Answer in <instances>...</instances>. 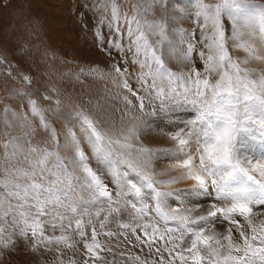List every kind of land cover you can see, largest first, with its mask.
<instances>
[{"label":"snow or ice","instance_id":"snow-or-ice-1","mask_svg":"<svg viewBox=\"0 0 264 264\" xmlns=\"http://www.w3.org/2000/svg\"><path fill=\"white\" fill-rule=\"evenodd\" d=\"M95 7L111 13L110 17L102 16L100 24L114 32L108 49L125 57L113 70L123 77L120 86L136 97L139 109L145 107L144 97L130 87L125 76L129 54L131 64L141 69L136 79L145 91L162 103L181 100L195 109L188 130L171 135L177 142L172 150L175 167L182 173L167 181L156 179V173L150 171L151 150L135 143L140 138L135 126L117 134L102 127L99 120L78 113V130L68 127L61 133V142V134L48 123L45 110L30 99L31 114L39 118L52 147L32 145L28 140L25 150L16 137L4 145L6 160L23 154L27 167L6 169L0 181L4 186L0 190V243L7 247L14 236H20L30 238L34 247L53 243L73 247L68 233L74 231L88 257L83 264L89 260L95 264L104 259L101 251L113 249L103 248L96 225L91 218L85 222L84 217L94 216L99 228L105 229L115 214L122 231H105L104 235L116 237L117 247L123 237L133 247H147L149 256L154 253L158 257L149 260L136 255L137 264H264V155L257 158L246 151L249 140L264 148V71L255 73L242 66L249 58L264 60L255 43L259 40L264 46V4L254 0H217L214 4L194 0L199 35L172 29L177 40L169 36L170 22L149 19L153 11L149 0H137L131 17L121 15L115 0ZM122 25H126L127 44ZM97 36L103 42L99 28ZM150 37L157 39L153 43ZM229 44L242 49L247 57L234 58ZM166 57L184 67H170ZM24 79L31 82L27 76ZM124 100L132 104L127 96ZM61 150L72 154L64 155ZM180 180L194 183L176 192L157 187ZM185 192L209 199L205 214L192 217L199 205L188 206L180 198ZM170 198H175L178 206H172ZM225 222L222 237L206 234L209 225ZM57 229L59 235L55 234ZM47 230L52 234H46Z\"/></svg>","mask_w":264,"mask_h":264},{"label":"rangeland","instance_id":"rangeland-1","mask_svg":"<svg viewBox=\"0 0 264 264\" xmlns=\"http://www.w3.org/2000/svg\"><path fill=\"white\" fill-rule=\"evenodd\" d=\"M26 1L33 3L31 0H23V2L0 0V60L3 61L0 63V181L5 178L6 169L27 167L23 154L18 155L13 161L4 158V145L13 137L19 138L17 143L25 150L29 147L28 140H31L32 145L52 147L48 133L40 126L39 118L31 114L30 99L37 101V105L45 110L43 114L46 120L57 130L58 134L66 132L68 127L78 130L76 119L78 113H84L99 120L102 127L117 134L135 126L140 137L135 143L151 150L150 171L156 173V179L167 181L174 177L178 178L179 171L174 168V151H172L176 148L177 142L171 139V135L181 130H188L190 122L195 119V109L181 100H165L162 103L152 93L145 91L136 79L141 69L131 64L130 54L127 57L129 63L125 76L128 78L130 87L144 97L143 111L139 109V101L136 97L120 86L123 77L113 70V65H122L125 57L123 53L115 49L110 51L107 46L109 39L114 38V32L106 25H101L100 20L105 15L110 17V11L105 13L102 8L98 10L95 7L97 4L105 3L106 0H35L37 4L34 3L33 8L30 3L26 4ZM205 2L214 4L217 0H205ZM254 2L264 4V0H254ZM115 3L121 15L127 13L128 17H131L133 5L137 3V0H115ZM149 3L153 4L149 19L170 22L169 36L171 39H178L172 35V29H184L186 33L195 31L199 35L200 29L195 23L194 0H180L179 4L177 0H149ZM71 4H73L72 7ZM180 9H184V12L181 13ZM43 24L52 26L45 34L46 42L56 45L58 43L57 46H60V49L48 53L51 56L45 53L46 48L42 44L45 40L41 41L37 35L40 32L39 27ZM122 26L125 28L123 42L127 44L126 25ZM98 28L103 32V42L97 36ZM227 30L231 32V21L227 22ZM53 33L58 36H52ZM156 39L157 37H150L153 43ZM69 42L73 52L66 55L62 52V48H65ZM255 43L260 53L264 54V46L260 45L259 40ZM229 51L238 60L247 57L242 49L233 48L231 44H229ZM166 59H168L169 66L174 69L184 67L177 60L167 57ZM242 66L259 73L264 71V60L249 58V62ZM25 76L30 78V83L24 79ZM125 96L132 101V104L129 105L124 100ZM45 97H50V99H45ZM6 108L7 113H5ZM59 138L63 142L62 134ZM248 145L246 151L249 155L257 158L264 155V148L258 141L249 140ZM61 151L64 155L72 154L70 150ZM20 182L25 183L26 181L21 180ZM109 186L112 187L111 184ZM3 187V184H0V190ZM157 187L161 191L172 192L191 188L180 185L179 182L157 185ZM112 190L115 191L114 188ZM84 196L85 199L88 198L86 193ZM180 198L188 206L202 207V209L198 207L193 209L191 213L193 218L198 213L205 214L210 207L208 198H201L200 202H197V197L191 193L186 195L181 193ZM174 200L175 198H170V203L176 207L178 205L173 202ZM89 218L97 227L99 243L104 249L109 247L113 249V252L105 250L104 254V256H109L113 264H137L134 259L136 255L142 259H158L154 253L152 256L148 255L147 247H133L124 241L123 237H120V246L117 247L116 237L104 235L105 231L114 233L122 231L117 227L115 214L105 229L99 228V222L94 216L84 217L85 222ZM123 218L127 220V216ZM226 228V222L209 225L206 234L222 237L226 234ZM86 231L90 238L91 226ZM46 234L51 235V230H47ZM55 234H60L59 229ZM68 235L71 237L70 243L74 245L73 247L60 243L44 244L43 247L38 245L33 249L34 245L30 238L21 237V240L24 238L23 240L27 239L24 243L29 242L31 256L33 254L36 256L31 261L33 264H70V261L83 264V261L88 258L82 246L83 241L74 231L69 232ZM233 235L236 238L235 231ZM4 238H7V233ZM18 238L15 237L14 243H9V248L5 247L4 250L1 248L4 247L3 244L0 243V264H6L8 260L10 261L7 264H17L13 261L15 259H12L14 258L13 251L18 247V252H20L22 248L20 244L22 246L24 244L19 242L20 238ZM129 238L133 241L135 239L131 236ZM121 252H124L125 256H120ZM60 254L65 256L62 257ZM164 255L167 256V253ZM129 256L133 259H128ZM24 262L25 260L21 261V264ZM89 264H92L91 260Z\"/></svg>","mask_w":264,"mask_h":264},{"label":"bare ground","instance_id":"bare-ground-1","mask_svg":"<svg viewBox=\"0 0 264 264\" xmlns=\"http://www.w3.org/2000/svg\"><path fill=\"white\" fill-rule=\"evenodd\" d=\"M33 3H30L29 1H26L25 3L26 4H31V7L33 8L34 7V3H36V1L35 0H31ZM39 1V0H38ZM37 1V2H38ZM20 2H23V0H20ZM72 3V2H71ZM86 3V2H85ZM37 4V3H36ZM39 5H40V3H38ZM72 5L73 4H71V7H72ZM36 6V5H35ZM50 13V12H49ZM72 18V17H71ZM59 25V24H58ZM60 26H61V24H60ZM52 26H49L48 24L46 25V24H43V25H41V27H39L40 28V32H38V36H39V38H40V40L41 41H43V40H45V42L47 41V39H45V34L47 33V32H49V29L51 28ZM58 27V26H57ZM62 29V28H61ZM54 31V30H53ZM64 31V30H63ZM51 32V31H50ZM62 32V31H61ZM54 34V33H53ZM61 34H63V33H61ZM52 36H55V34L54 35H52ZM58 35H56L55 37H57ZM53 38V37H52ZM57 39V38H56ZM59 39H61V38H59ZM50 40V39H49ZM66 40V39H65ZM68 40V39H67ZM69 41V40H68ZM45 42L44 43H42L44 46H45V53L47 54V56H51V55H49L48 53H52V52H54L56 49H60L59 47L60 46H57L58 45V43H57V45L55 44V43H50V42H46V44H45ZM52 42V41H51ZM60 42V41H59ZM63 43V42H62ZM70 42L68 43V45H66V47L64 48L63 46V48H62V52H64V54H71L72 52H73V48H70ZM60 45V44H59ZM42 46V45H41ZM43 46V47H44ZM42 50V49H41ZM98 60V59H97ZM173 157H174V155H173ZM174 162L176 163V160L174 159ZM176 170H178L179 171V176L181 175V173H182V169H180V168H178V167H174ZM194 182H192V181H189V180H180L179 181V184L180 185H185V186H189V187H192V184H193ZM187 194V193H186ZM185 193H184V195H186ZM193 196H195L194 194H193ZM197 197V196H196ZM201 198H204L205 199V197H197V202H200V199ZM207 206H208V204H207ZM199 209H202V207H198ZM198 215H202V213H198ZM15 237H19L20 238V241L19 242H21V243H24L25 241H27V239H25V240H21V237L20 236H14L13 237V239L15 238ZM18 238V239H19ZM12 243H14V242H12ZM28 243L29 242H26V243H24L23 244V246H22V244H20V246L22 247L19 251L20 252H18V247L17 248H15L14 249V258H12V259H15V260H13V261H15L17 264H21V261H24L25 260V262H24V264H33V263H31V261L33 260V258H35L36 256L33 254L32 256H31V251H30V244L28 245ZM53 244H56V243H53ZM10 244H8V246H9ZM40 245H42V247L43 246H45L44 244H40ZM4 246V245H3ZM7 246V248H9ZM14 246H15V244H14ZM14 246L12 247V248H14ZM37 247H38V245H36ZM2 249L3 248H5V247H1ZM11 248V247H10ZM33 249H35V247L33 248ZM56 249V248H55ZM4 250V249H3ZM9 250V249H8ZM39 250V249H38ZM54 251V250H53ZM60 252V251H59ZM4 253H5V251H4ZM58 253V252H57ZM38 254H40V253H38ZM104 254H105V251H101L100 252V255L102 256V257H104V259H100V260H97L96 261V264H98L99 262H100V264H113L112 262H111V260L109 259V256L107 257V256H104ZM12 255V254H11ZM62 257H64L65 255H63V254H60ZM146 255V254H145ZM149 255V254H148ZM4 256V255H3ZM13 256V255H12ZM41 256H43V255H41ZM40 256V257H41ZM50 256V255H49ZM60 256V257H61ZM8 256H7V254H6V258H7ZM10 257V256H9ZM40 257H39V259H40ZM59 256H57V258H58ZM148 257V256H147ZM10 260H8V261H6L7 263L9 262ZM36 261V260H35ZM58 261V260H57ZM2 262V261H1ZM12 262V261H11ZM6 263V264H7ZM38 263H39V261H38ZM48 264V263H47Z\"/></svg>","mask_w":264,"mask_h":264}]
</instances>
